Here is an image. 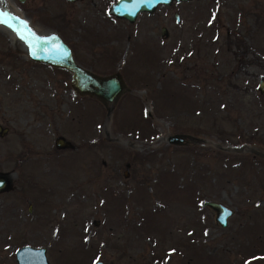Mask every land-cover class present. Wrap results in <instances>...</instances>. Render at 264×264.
I'll return each instance as SVG.
<instances>
[{
	"label": "rangeland",
	"instance_id": "rangeland-1",
	"mask_svg": "<svg viewBox=\"0 0 264 264\" xmlns=\"http://www.w3.org/2000/svg\"><path fill=\"white\" fill-rule=\"evenodd\" d=\"M112 1L0 0L30 26L26 50L0 31V264L23 244L50 264L263 261L264 0L172 1L133 21ZM36 32L119 73L118 94L78 93L68 70L30 59ZM203 200L232 209L224 226Z\"/></svg>",
	"mask_w": 264,
	"mask_h": 264
},
{
	"label": "water",
	"instance_id": "water-1",
	"mask_svg": "<svg viewBox=\"0 0 264 264\" xmlns=\"http://www.w3.org/2000/svg\"><path fill=\"white\" fill-rule=\"evenodd\" d=\"M172 1L187 0H114L107 8V12L113 16L133 21L137 13L142 11L150 13L158 4L167 5ZM174 17L175 20L178 21V14L176 12H174ZM0 18L11 24H19L20 22L17 16L7 13L0 14ZM20 25L24 26L23 23H20ZM160 34H167L164 26L160 27ZM27 55L33 61L68 70L70 73V84L78 93H87L98 97L100 100H111L118 94L122 87L119 73L114 72L109 76H101L78 64L72 57L70 47L54 32L33 34L30 41L27 43ZM256 88L259 93L264 94V76L258 79ZM6 131L7 127L0 125V135H3ZM191 137V135L186 133L174 132L167 135L166 141L172 144H179L184 142L185 138ZM53 144L56 148L73 146L70 141L65 139L62 135H56L53 138ZM122 174L126 176L127 170L124 169ZM10 187V177L8 173H0V192ZM202 204L207 205L214 211V220L220 226L226 224V218L232 213L231 208L215 201L203 200ZM94 223H96V221H94ZM14 260L15 264H50L46 258L44 247H34L28 244H23L15 249ZM93 264L106 263L97 259ZM257 264H264V260Z\"/></svg>",
	"mask_w": 264,
	"mask_h": 264
},
{
	"label": "bare ground",
	"instance_id": "bare-ground-1",
	"mask_svg": "<svg viewBox=\"0 0 264 264\" xmlns=\"http://www.w3.org/2000/svg\"><path fill=\"white\" fill-rule=\"evenodd\" d=\"M2 13H7V14H11V15H14V16H17L20 20L19 24H15V23H8L7 21H4L0 18V31L2 33H5L12 41L13 44H15V42H18L20 43L22 46H23V49L26 50V44L25 42H22L20 40V36H24L25 34V31L23 30V26L20 25V23H23L24 26H28L29 24V19L23 15L22 11L17 8L16 6L12 5L11 3L9 4H6V3H3L1 4L0 6V14ZM30 27V26H28ZM24 31V33H23ZM30 30V35L32 34ZM44 32V31H43ZM37 33V32H36ZM42 32L38 33V34H41ZM27 39V38H26Z\"/></svg>",
	"mask_w": 264,
	"mask_h": 264
},
{
	"label": "flooded vegetation",
	"instance_id": "flooded-vegetation-1",
	"mask_svg": "<svg viewBox=\"0 0 264 264\" xmlns=\"http://www.w3.org/2000/svg\"><path fill=\"white\" fill-rule=\"evenodd\" d=\"M98 1L100 2L101 0H98ZM110 3H111V2H110ZM110 3H109V5H110ZM109 5H108V7H109ZM108 7H107V8H108ZM107 8H106V12H107ZM109 264H113V263H109Z\"/></svg>",
	"mask_w": 264,
	"mask_h": 264
}]
</instances>
